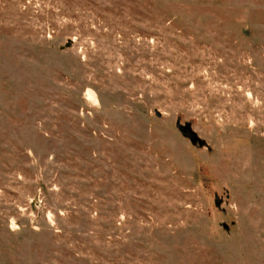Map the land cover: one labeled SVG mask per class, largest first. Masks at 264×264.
Masks as SVG:
<instances>
[{"label":"rangeland","instance_id":"1","mask_svg":"<svg viewBox=\"0 0 264 264\" xmlns=\"http://www.w3.org/2000/svg\"><path fill=\"white\" fill-rule=\"evenodd\" d=\"M0 264H264V0H0Z\"/></svg>","mask_w":264,"mask_h":264},{"label":"water","instance_id":"2","mask_svg":"<svg viewBox=\"0 0 264 264\" xmlns=\"http://www.w3.org/2000/svg\"><path fill=\"white\" fill-rule=\"evenodd\" d=\"M179 129L184 135L188 136L192 142L202 144V141L195 135V133L190 131L187 126H179Z\"/></svg>","mask_w":264,"mask_h":264}]
</instances>
